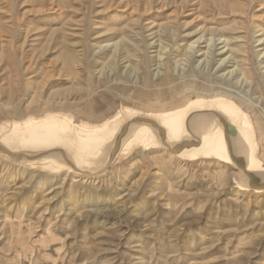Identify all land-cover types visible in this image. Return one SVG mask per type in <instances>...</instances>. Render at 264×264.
<instances>
[{
    "label": "rangeland",
    "instance_id": "rangeland-1",
    "mask_svg": "<svg viewBox=\"0 0 264 264\" xmlns=\"http://www.w3.org/2000/svg\"><path fill=\"white\" fill-rule=\"evenodd\" d=\"M179 1L0 0V124L58 113L103 134L130 112L177 109L215 89L184 45L219 33L259 84L223 94L257 126L264 160V0ZM126 153L92 177L2 156L0 264H264V191L239 187L235 166Z\"/></svg>",
    "mask_w": 264,
    "mask_h": 264
},
{
    "label": "bare ground",
    "instance_id": "bare-ground-1",
    "mask_svg": "<svg viewBox=\"0 0 264 264\" xmlns=\"http://www.w3.org/2000/svg\"><path fill=\"white\" fill-rule=\"evenodd\" d=\"M176 5L174 10L177 12L187 6L182 0L176 2ZM262 30H258L262 33L258 34L261 38L256 40L259 47L264 45ZM183 48L185 54L182 56H185L188 63L199 58L195 60L199 63V72L208 73L214 79L211 86L215 89L210 87V94L201 93L197 97H189L190 99L177 109L142 115L130 112L124 120L119 119L107 125L103 134L92 130L93 126L89 129L75 125L65 118L67 115L62 117L57 115L58 113L42 115V119L29 118L24 126L16 119L9 128L0 124V158L5 156L32 168L44 166L54 172L66 171L78 176L92 177L99 171L104 172L120 154L128 150L131 153H146L157 149L163 153L166 151L171 158L174 155L195 156L203 153L216 156L228 167L235 166L236 182L242 189L264 191V160L261 158L262 145L258 128L234 99L223 94L236 93L234 89L240 90L243 85L256 89L258 82L248 80L247 67L245 68L244 62L236 56L230 39L219 33L210 37L199 35ZM260 50H257L260 51L258 58L264 57V48ZM177 55L179 57L178 53ZM216 56H220V62L214 68ZM168 65L169 61H165V70H168ZM154 66L156 72H159L163 64L158 61ZM22 123L24 124L23 121Z\"/></svg>",
    "mask_w": 264,
    "mask_h": 264
}]
</instances>
